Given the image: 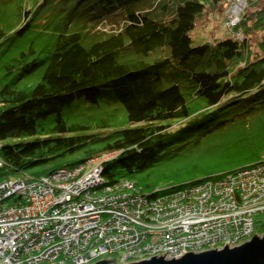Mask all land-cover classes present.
<instances>
[{
	"label": "trees",
	"instance_id": "trees-1",
	"mask_svg": "<svg viewBox=\"0 0 264 264\" xmlns=\"http://www.w3.org/2000/svg\"><path fill=\"white\" fill-rule=\"evenodd\" d=\"M35 1L0 0V181L116 152L106 182L154 197L261 161L264 2L196 45L230 0Z\"/></svg>",
	"mask_w": 264,
	"mask_h": 264
},
{
	"label": "built area",
	"instance_id": "built-area-1",
	"mask_svg": "<svg viewBox=\"0 0 264 264\" xmlns=\"http://www.w3.org/2000/svg\"><path fill=\"white\" fill-rule=\"evenodd\" d=\"M246 7V0H230L223 13V28L239 40L245 35L235 27ZM208 17L220 16L215 11ZM218 37L207 33L211 41ZM113 154L37 179L0 181V264L179 258L239 246L258 234L255 216L264 213V154L259 163L236 173L154 197L144 195L131 179L106 182L103 164ZM109 255L117 258L107 259Z\"/></svg>",
	"mask_w": 264,
	"mask_h": 264
},
{
	"label": "water",
	"instance_id": "water-1",
	"mask_svg": "<svg viewBox=\"0 0 264 264\" xmlns=\"http://www.w3.org/2000/svg\"><path fill=\"white\" fill-rule=\"evenodd\" d=\"M101 260L94 264H110ZM127 264H264V235L255 234L249 241L235 247L188 252L179 258L152 257Z\"/></svg>",
	"mask_w": 264,
	"mask_h": 264
},
{
	"label": "rangeland",
	"instance_id": "rangeland-1",
	"mask_svg": "<svg viewBox=\"0 0 264 264\" xmlns=\"http://www.w3.org/2000/svg\"><path fill=\"white\" fill-rule=\"evenodd\" d=\"M247 1V7L246 9L244 10L247 11V12H251V10H254L256 7L253 5L256 1L260 3L264 2V0H246ZM38 1L36 0L35 1V4H37ZM26 5H31V4H28L26 3ZM33 6V5H32ZM224 10H225V5L222 7V11H218V15L220 16L219 19H215V20H210L209 17H205L203 19L202 22H200V24H197L196 27L193 29L192 31V36L194 38V43L197 45V44H201L203 42L206 41L207 39V33H210L212 36H214V34H217V33H220L221 36H225V35H228V33H226L225 29L223 28V22L224 20H222L223 18V13H224ZM243 12V14H244ZM243 14H242V17H243ZM221 24V26H220ZM214 26H217V28L221 27L220 28V31L219 32H216L215 29H214ZM264 35V32H257L255 34V36L253 37V40L255 42H257L262 36ZM213 38V37H212ZM15 141V139H10L8 140V142H13ZM116 155L113 154L111 155L110 157H108L107 159L109 160V158H113L115 157ZM255 220L256 222H259L260 225L264 224V213H261V214H258L255 216ZM256 232L258 231V229L255 230ZM255 232V233H256ZM107 259H116L117 256H113V255H109L106 257Z\"/></svg>",
	"mask_w": 264,
	"mask_h": 264
},
{
	"label": "crops",
	"instance_id": "crops-1",
	"mask_svg": "<svg viewBox=\"0 0 264 264\" xmlns=\"http://www.w3.org/2000/svg\"><path fill=\"white\" fill-rule=\"evenodd\" d=\"M220 26H221V24H220ZM221 27L217 28V26H214V29H215L216 32H219Z\"/></svg>",
	"mask_w": 264,
	"mask_h": 264
}]
</instances>
